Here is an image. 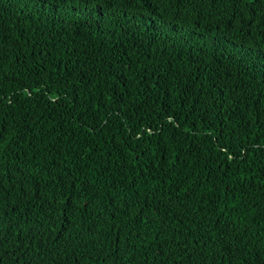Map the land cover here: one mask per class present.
<instances>
[{"label":"trees","instance_id":"16d2710c","mask_svg":"<svg viewBox=\"0 0 264 264\" xmlns=\"http://www.w3.org/2000/svg\"><path fill=\"white\" fill-rule=\"evenodd\" d=\"M0 126V264L264 261V0H0Z\"/></svg>","mask_w":264,"mask_h":264},{"label":"snow or ice","instance_id":"6c2138e0","mask_svg":"<svg viewBox=\"0 0 264 264\" xmlns=\"http://www.w3.org/2000/svg\"><path fill=\"white\" fill-rule=\"evenodd\" d=\"M54 2H58V0H54ZM63 2H67V0H63ZM6 129L3 128L2 126H0V141H3L5 134H6ZM75 197H72L70 200L65 202V208H64V214L67 215L69 213H71L74 209H73V204H72V200H74ZM260 264H264V261H261Z\"/></svg>","mask_w":264,"mask_h":264}]
</instances>
